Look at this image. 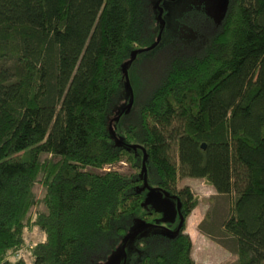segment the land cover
I'll list each match as a JSON object with an SVG mask.
<instances>
[{"label": "trees", "instance_id": "1", "mask_svg": "<svg viewBox=\"0 0 264 264\" xmlns=\"http://www.w3.org/2000/svg\"><path fill=\"white\" fill-rule=\"evenodd\" d=\"M164 1L0 0V264L101 260L136 234L124 223L149 183L177 201L182 225L138 264H195L199 197L186 179L216 190L214 209L230 202L217 228L233 264H264V0L224 1L222 25L190 52L164 43ZM160 46L150 94L114 115L131 97L124 65ZM126 113L136 122L117 130ZM123 161L133 174H99ZM161 215L145 214V228ZM29 226L44 240L18 255Z\"/></svg>", "mask_w": 264, "mask_h": 264}, {"label": "rangeland", "instance_id": "2", "mask_svg": "<svg viewBox=\"0 0 264 264\" xmlns=\"http://www.w3.org/2000/svg\"><path fill=\"white\" fill-rule=\"evenodd\" d=\"M224 1L226 0L164 1L161 7L165 12L163 16L166 26L164 43L166 45L174 43L178 48L190 52L189 48L186 47L187 43L196 42L200 44L199 42H205L222 25L226 14ZM166 53L167 48L160 46L157 50L138 57L132 63L128 69L130 101L127 98L126 101L118 102L113 111L114 115L121 112L126 103L129 106L132 96L134 98L133 105L135 103L139 105L145 101L151 92L150 88L157 80L159 69L166 63L164 59ZM136 120L134 113H126L117 122L116 129L125 128L127 125L136 122ZM111 171L126 176L134 173L128 163L123 161L113 166H106L99 174ZM149 186L137 189L138 192L144 195V202L136 215L131 219H127L124 223L127 234H136L126 241L122 238L114 248L104 255V258L93 264H138L143 257L150 255V246L154 241L156 242L160 237L170 233H176L180 229L182 219L178 211L177 201L168 198L161 191H154L152 189L154 185L149 183ZM184 186L190 187L199 197L198 205L192 212L187 226V233L193 244L192 257L195 264H233L237 257L222 247V237L217 228L223 221L219 215L221 211L228 210L230 202L222 206L219 204L218 208L214 209L212 206L221 199L214 188L207 186L200 179H186L180 184V187ZM35 194L38 201L42 200L45 194L43 187L37 185ZM41 207L38 205L32 214H36L38 210H43ZM151 211H157L162 215L155 223L154 228H145L143 216ZM209 215L210 218H208ZM206 230H210L211 235H215V238L207 236L205 234ZM26 237L27 248L26 246L21 248L18 254L27 255L28 248L34 247L44 240L42 231L33 226L28 229Z\"/></svg>", "mask_w": 264, "mask_h": 264}, {"label": "water", "instance_id": "3", "mask_svg": "<svg viewBox=\"0 0 264 264\" xmlns=\"http://www.w3.org/2000/svg\"><path fill=\"white\" fill-rule=\"evenodd\" d=\"M157 6H159V4H157ZM163 12L164 10L162 8L159 9V16H158V20L162 22L163 24V27H165V21L163 20ZM161 36H159V40H158V43L161 41ZM137 55L138 53H135L134 56H133V60L137 58ZM124 73H125V77H126V81H127V86L130 88V80H129V76H128V64H125L124 65ZM133 96H132V101L131 103L129 104L128 108H131L133 106ZM110 129L112 130V124H110ZM203 148L205 149V146H203ZM143 171L145 172V177H144V181H145V184H146V172H147V168H146V153L143 152ZM131 235V234H130ZM132 237V235L128 238L130 239ZM127 240V239H126Z\"/></svg>", "mask_w": 264, "mask_h": 264}, {"label": "built area", "instance_id": "4", "mask_svg": "<svg viewBox=\"0 0 264 264\" xmlns=\"http://www.w3.org/2000/svg\"><path fill=\"white\" fill-rule=\"evenodd\" d=\"M19 255V254H18Z\"/></svg>", "mask_w": 264, "mask_h": 264}]
</instances>
